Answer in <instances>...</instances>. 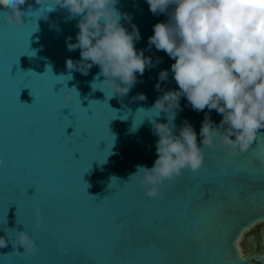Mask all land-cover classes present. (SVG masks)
I'll use <instances>...</instances> for the list:
<instances>
[{
    "label": "water",
    "instance_id": "water-1",
    "mask_svg": "<svg viewBox=\"0 0 264 264\" xmlns=\"http://www.w3.org/2000/svg\"><path fill=\"white\" fill-rule=\"evenodd\" d=\"M7 5L8 0H0V236L8 242L0 247V264H264V253L244 251L248 240L254 238L258 245L259 239L248 233L260 224L264 231L261 135L236 155L219 140L204 146L202 167L166 180L155 197L147 195L138 178L129 179L137 165L153 166L159 137L152 121L167 122L168 114L152 107L164 91L178 88L171 72L175 61L148 44L154 25L167 22L168 14H153L147 0H119L117 7L139 26L137 49L143 48L155 64L143 76L137 74L135 85L121 96L100 83L106 77L98 65L87 74L67 67L69 57L80 59V50L69 51L66 43L68 36L76 40L79 17L58 0H26L20 6L23 25L7 21ZM132 22L123 20L129 30ZM162 69L169 70L168 79L157 89ZM67 88H75L80 97L67 102ZM138 93L147 98L139 99ZM180 104L175 130L187 119L199 141L208 110H194L185 96ZM211 118L219 124L222 116L212 110ZM237 166L252 174L235 178L231 189H221L214 182L217 174ZM32 185L36 194L26 199L24 190ZM209 188L217 193L211 198L212 215L204 218L194 242L180 238L166 220L159 235L136 234L120 255L114 254V217L163 215L169 202L188 199L190 190ZM34 193V186L28 189V195ZM37 205L51 226L48 232L35 225ZM22 229L36 240L37 252H23L18 245L17 231ZM59 240L70 254L60 250Z\"/></svg>",
    "mask_w": 264,
    "mask_h": 264
},
{
    "label": "clouds",
    "instance_id": "clouds-1",
    "mask_svg": "<svg viewBox=\"0 0 264 264\" xmlns=\"http://www.w3.org/2000/svg\"><path fill=\"white\" fill-rule=\"evenodd\" d=\"M25 2L8 0L5 15L9 23L24 24L20 6ZM118 3L119 0H58L73 17H79L76 40L68 36L66 43L69 51L80 50V59L69 57L67 67L87 74L93 65H98L106 77L100 83L124 96L137 82V74L143 76L146 68L155 64L143 48L137 49L136 42L141 39L139 26L117 7ZM147 3L153 14L169 16L167 22L154 25L148 44L175 61L171 72L178 85L164 91L152 107L159 114H168L167 122L152 121L154 134L159 137L153 166L137 165L136 172L129 176L138 178L147 195L155 197L158 186L166 180L181 175L185 169L197 171L202 167L204 146H212L219 140L231 155H236L238 151H247L258 134L264 135L260 132L264 129V0H147ZM123 20L132 22L131 30ZM159 62L157 58L155 63ZM168 74V69L159 72L157 89ZM181 96L187 98L194 110H208L199 130V141L195 127L187 119L178 132L175 130V116L182 108ZM79 97L75 88H67V102ZM138 98L147 97L138 93ZM212 110L222 116L219 124L212 120ZM38 217L39 226L42 219L39 213ZM16 239L23 252L37 250L36 240L26 230H18ZM7 243V236H0V247Z\"/></svg>",
    "mask_w": 264,
    "mask_h": 264
},
{
    "label": "snow or ice",
    "instance_id": "snow-or-ice-1",
    "mask_svg": "<svg viewBox=\"0 0 264 264\" xmlns=\"http://www.w3.org/2000/svg\"><path fill=\"white\" fill-rule=\"evenodd\" d=\"M260 138L261 140H264V135H261ZM261 162L264 164V155L261 156ZM3 165L4 159L3 164H0V166ZM251 174L252 172L249 168L237 166L231 172L221 170L217 174L216 180L214 182L218 184L221 189H231L235 187V178L240 175L247 176ZM33 186L35 187V193L28 195V189L32 188ZM14 190L17 193L21 192L20 187H16ZM36 191V185L27 187L24 190L25 198L31 199L36 194ZM216 195L217 193L212 188L207 189L205 192L197 190L195 193L190 190L188 199H180L169 202L167 204L166 212L163 215H156L141 220H137L128 216L114 217L113 224L115 230L112 233V246L114 254L120 255L124 251L128 241L136 234L149 232L159 235L166 220L169 223V227H174L176 229L180 238L194 242L204 224V218L212 215L215 201L211 198L215 197ZM194 201H199L200 203L193 207ZM38 213L39 216L42 217L39 226L37 225V221L39 219ZM34 218L37 228H40L44 232L50 231L51 226L50 224L44 223V214L40 205H37L35 208ZM60 241L61 240L58 241L60 250L65 254H70L64 252ZM37 251L38 249L35 252Z\"/></svg>",
    "mask_w": 264,
    "mask_h": 264
},
{
    "label": "flooded vegetation",
    "instance_id": "flooded-vegetation-1",
    "mask_svg": "<svg viewBox=\"0 0 264 264\" xmlns=\"http://www.w3.org/2000/svg\"><path fill=\"white\" fill-rule=\"evenodd\" d=\"M259 226V225H257ZM262 224H260V227L259 229H253L251 230L249 233H248V236L250 237H253V236H256L259 240H258V245H249L248 248H244V251L246 253H257V252H262L264 253V240H263V232H262ZM248 241H251V240H248ZM253 244H255V240L253 238Z\"/></svg>",
    "mask_w": 264,
    "mask_h": 264
},
{
    "label": "rangeland",
    "instance_id": "rangeland-1",
    "mask_svg": "<svg viewBox=\"0 0 264 264\" xmlns=\"http://www.w3.org/2000/svg\"><path fill=\"white\" fill-rule=\"evenodd\" d=\"M259 227H260V225H259V226H256L255 229L257 230V229H259ZM243 241H244V240H243ZM248 245H250V246H251V245H254V244H253V241H248Z\"/></svg>",
    "mask_w": 264,
    "mask_h": 264
},
{
    "label": "bare ground",
    "instance_id": "bare-ground-1",
    "mask_svg": "<svg viewBox=\"0 0 264 264\" xmlns=\"http://www.w3.org/2000/svg\"><path fill=\"white\" fill-rule=\"evenodd\" d=\"M263 240H264V233H263Z\"/></svg>",
    "mask_w": 264,
    "mask_h": 264
}]
</instances>
